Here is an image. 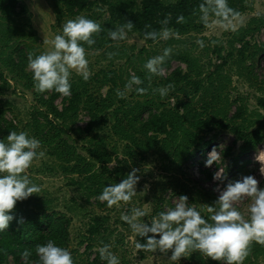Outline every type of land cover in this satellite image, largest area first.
Wrapping results in <instances>:
<instances>
[{"label":"rangeland","instance_id":"1","mask_svg":"<svg viewBox=\"0 0 264 264\" xmlns=\"http://www.w3.org/2000/svg\"><path fill=\"white\" fill-rule=\"evenodd\" d=\"M106 1L134 9L140 5V0ZM238 3L243 9L242 23L237 21L236 31L203 26L180 34L178 39L152 44L145 43L133 31L128 32L125 40L110 39L107 32L115 27L108 21L106 3H95L90 9L74 14L58 0H20L15 7L16 15L0 25V106L4 114L0 119V140L6 141L11 131H25L41 141L38 151L45 155L33 161L28 175L41 187L42 195L33 194L26 200L35 210L60 211L69 218L68 250L75 264H106L99 254V248L105 244L111 245L110 250L119 257L120 264H173L165 255L138 252L136 234L121 216L130 214L133 207L146 210L149 213L146 220L158 216L159 209L167 211L175 206L185 183L201 191L207 189L217 198L227 183L246 175L255 176L264 188V175L255 159L259 152H264V139L255 148L242 151L243 140L231 131L235 123L243 129L264 132V108L257 102L264 97V0H238ZM80 15L101 24L103 31L95 39L103 37L106 42L101 46L84 45L93 73L88 81L75 72L72 74L71 84L80 94L76 117L62 120L48 115L45 119L36 112L40 107L37 98L39 95L47 98L50 92L35 91L33 74L26 70L28 54L52 50L51 43H43L45 36L51 41L56 34H62L68 20ZM197 40H203L205 46L201 48ZM167 47L173 51L163 65L166 74L178 66L189 79L173 84L168 96L161 98L152 89L168 85L164 81L166 76H153L149 86L144 65L148 59L162 55ZM110 52L115 53L111 59ZM133 74L144 81L140 86L148 88V92L141 95L133 90L125 99L117 97L116 90H124ZM196 81L200 82L197 91ZM107 95L110 106L100 103L97 111L93 109L102 121L91 131H83L90 120L89 110L93 106L90 99L96 101ZM215 96L217 101L204 108V102H211ZM177 102L180 105L176 107ZM55 105L61 108L56 101ZM238 106L242 107L243 116L236 120L232 116ZM168 111L182 114L174 119L173 131L166 137L158 134L156 144H146L143 134L137 131L138 124L152 113ZM33 117L42 124L44 139L34 134L30 125ZM48 121L59 123V131L52 129ZM8 124L12 127L7 128ZM193 132L196 136L191 138ZM213 148L221 152L222 161L206 167ZM100 155H104L103 160ZM70 166H74L73 170L68 169ZM220 167L225 168L223 182L213 178ZM133 168L140 170L137 175L141 178L137 194L129 204L109 208L98 199L104 187L119 183ZM192 198L194 201L188 204L207 210L206 197L195 194ZM249 204L250 201H241L236 205L246 218ZM95 215L106 220L101 233L90 236L87 229ZM198 254L182 258L179 264H217L204 256H201L204 262L200 263ZM244 264H264V245L256 251L251 248Z\"/></svg>","mask_w":264,"mask_h":264},{"label":"clouds","instance_id":"2","mask_svg":"<svg viewBox=\"0 0 264 264\" xmlns=\"http://www.w3.org/2000/svg\"><path fill=\"white\" fill-rule=\"evenodd\" d=\"M240 17V12L230 7L228 0H203L199 4V21L208 29L218 27L224 31H236ZM169 21L170 16L161 22L164 26L159 31H147L144 38L153 41L178 39L179 33L167 27ZM186 22L183 15L177 18V23ZM150 27L146 25V28ZM133 28L134 22L127 20L109 29L107 35L113 41L125 40ZM102 31L101 24L80 15L68 20L63 25L62 34H56L51 41L45 36L43 43H51L52 50L39 55L29 53L27 57L26 70L33 74L35 91L40 94L54 91L64 97H71L73 72L84 81H88L93 74L89 69L84 45H94L95 37ZM197 44L201 48L205 46L203 40H197ZM172 51V48L167 47L162 55L154 56L145 63L149 86L153 76L166 75L163 65ZM113 55L115 53H108L109 59ZM143 83L140 77L133 74L124 90H116V95L125 99L133 90L137 94H146L148 88L140 86ZM173 88V84H168L152 91L164 98ZM39 149L41 141L30 137L25 131H11L6 141L0 140V232L7 230L15 219L13 213L18 201H24L33 194L42 195L41 187L33 183L28 175L33 161L45 155ZM255 159L260 163L261 175H264V152H259ZM221 161V152L213 148L205 166L211 167L213 163L220 164ZM139 171L133 168L119 183L104 187L98 199L106 202L109 208L121 203L129 204L137 194L136 186L141 178L137 175ZM213 178L223 182L226 179L225 168L220 167ZM259 183L253 175L227 183L215 204L207 207L210 214L207 219L195 207L189 206L188 197L183 195L173 208L161 211L151 219L146 220L149 213L138 207H133L130 214L122 215L121 219L137 236L146 239L143 243L136 242L138 252L165 255L173 264H179L182 258H190L194 252L220 264H244L254 242L264 245V188ZM241 201H250L247 218L236 207ZM18 223L23 224V218ZM110 249L111 245L108 244L100 247V259L106 261V264H120L119 257ZM21 255L25 264H31L28 259L33 255L31 250L25 249ZM35 256L38 258L37 264H75L71 251L52 240L37 244Z\"/></svg>","mask_w":264,"mask_h":264},{"label":"trees","instance_id":"3","mask_svg":"<svg viewBox=\"0 0 264 264\" xmlns=\"http://www.w3.org/2000/svg\"><path fill=\"white\" fill-rule=\"evenodd\" d=\"M63 3L68 11L71 13H78L84 10L90 9L95 3H106L108 5L107 11L109 15V23L114 27L124 24L127 20L134 22L133 32L137 33L142 40L147 44H152L156 41L152 39H145L144 35L147 31L157 30L159 31L164 25L162 21L170 16V21L167 27L173 29L174 31L180 34L187 33L193 30H199L204 25L199 21V4L203 0H175L172 2H164L163 0H140L139 8H130V7H120L119 5L108 2L106 0H58ZM20 3V0H0V25L6 22L7 20L13 18L16 15L17 11L15 10L16 5ZM229 6L236 9L238 12L242 11V4L238 3V0H228ZM183 15L186 19V23H177V18ZM146 25H150V28H146ZM106 40L101 37L99 40H96L95 45H102ZM247 43V42H245ZM264 45V44H263ZM18 47H16L17 50ZM21 52V50H19ZM239 53L243 56V48H240ZM254 54V53H253ZM251 54V55H253ZM15 65H19V62H15ZM180 67H175L168 71L164 78L165 83L178 85L181 81H188V74L181 72ZM1 75V74H0ZM4 83L6 81L4 80ZM194 89L197 91L200 87V82H194ZM178 89H181L177 86ZM72 95L71 97L62 98L61 108L58 109L55 105L56 99L60 96L59 93L50 92L47 98H43L42 95L38 96V102L40 107L36 111L38 115L43 116L45 119L48 118V115H53L56 119H68L76 117L77 110L79 109L80 104V94L72 86ZM107 97V98H106ZM110 97L107 95L103 98H100L95 101V99H90L92 109L89 110L90 120L87 122L83 131L88 132L94 128V125L97 122L102 121L101 116H98L96 108L98 104H104L110 106L111 101ZM218 97L215 96L212 98L211 102H204V108H207L208 103L217 101ZM258 105L264 108V97L257 99ZM180 105V102L176 103V107ZM186 106V103H183V107ZM43 107V108H42ZM95 111H94V110ZM169 112H160L152 113L145 120L141 121L138 124L137 131L143 134L145 137L146 144H156L158 142L157 135L165 134L169 136L174 129V119H179L182 114L179 112H172V116ZM3 108L0 106V119L3 118ZM243 116V110L241 106H238L233 113V118L240 119ZM233 119V120H235ZM209 121L210 120H206ZM206 121H203L206 123ZM52 129L59 131L60 124L52 121H48ZM12 124H8L7 128H11ZM33 132L35 135H38L40 139H44L46 136L42 130V124L39 122L37 117H33L31 123ZM223 126H227L224 124ZM63 129V128H62ZM6 130V129H4ZM231 131L235 133L238 138L243 140L241 145V150H247L255 148L256 145L264 139V132L260 130H247L243 129L240 125L233 123L231 125ZM150 132H152L150 134ZM196 136V132L191 134V138ZM187 151V150H186ZM97 157V155H96ZM104 155H100L99 159L103 160ZM74 166H70L68 169L73 170ZM211 174L207 176L210 177ZM181 191L183 196L191 195L188 200L194 201L193 196L195 194L202 195L204 198L209 201V205H214L218 199L214 194L209 190L203 189V191L196 189V187H190L188 184H183L181 186ZM188 201V202H189ZM208 205V206H209ZM189 206H191L189 204ZM194 207L201 212V214L207 219L210 214L204 209H199L196 204ZM162 210H158L157 213ZM153 213H156V210H153ZM15 219L10 223V226L7 230L0 232V264H25V260L22 258V252L25 249L31 250L33 255L29 257L31 264H37L38 258L35 256V246L37 244L46 243L48 240L54 241L58 246L68 249L69 243V218L65 216L64 213L60 211H51L44 212L38 211L32 208L27 200L18 201L15 212L13 213ZM154 217L152 215L150 219ZM23 218L24 223H18L19 219ZM106 218L101 215H95L92 217L90 224L88 225L87 232L90 236H96L101 233L103 223ZM106 243L107 239L105 238ZM137 242H146L145 238H141L136 235ZM263 245L258 243H253L251 248L256 251L257 249L262 248ZM143 254V251H139ZM98 257V256H97ZM200 263H203L204 260L201 257L200 253L197 257ZM219 264L218 261H214ZM89 264V263H86Z\"/></svg>","mask_w":264,"mask_h":264},{"label":"built area","instance_id":"4","mask_svg":"<svg viewBox=\"0 0 264 264\" xmlns=\"http://www.w3.org/2000/svg\"><path fill=\"white\" fill-rule=\"evenodd\" d=\"M175 67H177V66H175ZM175 67H173V68H175ZM173 68H170V70L173 69ZM62 98H63V96L60 95V96L56 99V102H58L60 105H61V103H62Z\"/></svg>","mask_w":264,"mask_h":264}]
</instances>
